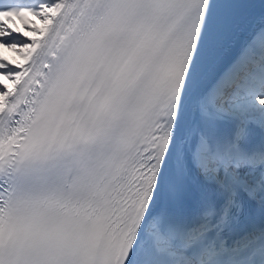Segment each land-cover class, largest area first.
<instances>
[{"label": "snow or ice", "instance_id": "1", "mask_svg": "<svg viewBox=\"0 0 264 264\" xmlns=\"http://www.w3.org/2000/svg\"><path fill=\"white\" fill-rule=\"evenodd\" d=\"M0 264H264V0H0Z\"/></svg>", "mask_w": 264, "mask_h": 264}]
</instances>
